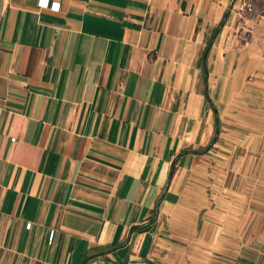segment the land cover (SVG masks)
Listing matches in <instances>:
<instances>
[{
  "label": "crops",
  "instance_id": "crops-1",
  "mask_svg": "<svg viewBox=\"0 0 264 264\" xmlns=\"http://www.w3.org/2000/svg\"><path fill=\"white\" fill-rule=\"evenodd\" d=\"M37 1L0 0V264H264V0Z\"/></svg>",
  "mask_w": 264,
  "mask_h": 264
},
{
  "label": "trees",
  "instance_id": "trees-1",
  "mask_svg": "<svg viewBox=\"0 0 264 264\" xmlns=\"http://www.w3.org/2000/svg\"><path fill=\"white\" fill-rule=\"evenodd\" d=\"M223 23H224V19L221 22V24L216 28L213 37L210 39V41L208 42L207 46L205 47V49L202 52V60H201L202 63L201 64H202V69H203V73H204L205 86L207 85V78H208V70H207L206 59H207V56H208V53H209V50H210V45L213 42L215 35L220 31ZM204 98H205L206 104H208V106L211 107V109L213 110L214 116H215L214 137H213L211 143L208 145V147L203 151V152H207L210 149H212L213 145L217 142L219 131H220L219 130L220 122H219V119H218L217 109H216V107H214L212 105V102H211L207 92L204 93ZM200 153H202V152H200ZM173 173H174V169L172 168L171 171H170L169 177H171L173 175ZM145 229H147V228H145Z\"/></svg>",
  "mask_w": 264,
  "mask_h": 264
},
{
  "label": "built area",
  "instance_id": "built-area-1",
  "mask_svg": "<svg viewBox=\"0 0 264 264\" xmlns=\"http://www.w3.org/2000/svg\"><path fill=\"white\" fill-rule=\"evenodd\" d=\"M60 0H38L37 6L42 9H48L52 12H58L60 8ZM256 0H242L241 6L248 12L252 11L253 3ZM27 228L30 227V224L26 225ZM54 232L49 233V243L53 240Z\"/></svg>",
  "mask_w": 264,
  "mask_h": 264
}]
</instances>
